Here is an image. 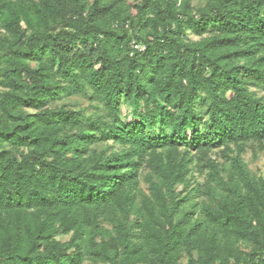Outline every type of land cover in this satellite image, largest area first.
<instances>
[{
    "label": "trees",
    "instance_id": "trees-1",
    "mask_svg": "<svg viewBox=\"0 0 264 264\" xmlns=\"http://www.w3.org/2000/svg\"><path fill=\"white\" fill-rule=\"evenodd\" d=\"M202 1L0 0V264H264V0Z\"/></svg>",
    "mask_w": 264,
    "mask_h": 264
},
{
    "label": "rangeland",
    "instance_id": "rangeland-1",
    "mask_svg": "<svg viewBox=\"0 0 264 264\" xmlns=\"http://www.w3.org/2000/svg\"><path fill=\"white\" fill-rule=\"evenodd\" d=\"M193 5H195L196 7H199L203 5V1L194 0ZM260 94L262 95L263 93H260ZM60 104H65L67 107H69L70 109H74V110L82 109L87 114H91L95 111V108L93 106L95 103H91V101L84 96H69L63 99L59 103V105ZM123 110L125 114H128L131 111V108L128 104H125ZM244 159L248 165L249 170L252 172V174L256 175L257 177H264V151L263 150H257V152H254L253 150H249L248 153L245 155ZM147 172H148L147 170H143L141 174L142 184L140 188L144 194L149 193L148 186L143 182L144 177L147 174ZM204 181H205V175H201L197 173L195 182L202 184L204 183ZM58 240L67 242L69 241V237L60 235L58 236ZM85 264H92V263L86 262Z\"/></svg>",
    "mask_w": 264,
    "mask_h": 264
},
{
    "label": "built area",
    "instance_id": "built-area-1",
    "mask_svg": "<svg viewBox=\"0 0 264 264\" xmlns=\"http://www.w3.org/2000/svg\"><path fill=\"white\" fill-rule=\"evenodd\" d=\"M137 48V47H136Z\"/></svg>",
    "mask_w": 264,
    "mask_h": 264
}]
</instances>
